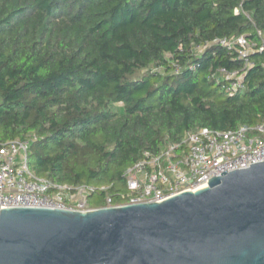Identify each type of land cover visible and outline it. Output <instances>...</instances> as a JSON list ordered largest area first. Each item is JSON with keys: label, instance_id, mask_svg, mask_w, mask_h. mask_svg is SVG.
Listing matches in <instances>:
<instances>
[{"label": "trees", "instance_id": "trees-1", "mask_svg": "<svg viewBox=\"0 0 264 264\" xmlns=\"http://www.w3.org/2000/svg\"><path fill=\"white\" fill-rule=\"evenodd\" d=\"M257 31L264 0H0V144L30 138L35 176L103 186L92 207L118 203L145 150L264 118V51L250 54L244 92L209 79L241 61L208 43L259 44Z\"/></svg>", "mask_w": 264, "mask_h": 264}, {"label": "water", "instance_id": "water-1", "mask_svg": "<svg viewBox=\"0 0 264 264\" xmlns=\"http://www.w3.org/2000/svg\"><path fill=\"white\" fill-rule=\"evenodd\" d=\"M0 264H264V160L160 201L0 207Z\"/></svg>", "mask_w": 264, "mask_h": 264}, {"label": "built area", "instance_id": "built-area-1", "mask_svg": "<svg viewBox=\"0 0 264 264\" xmlns=\"http://www.w3.org/2000/svg\"><path fill=\"white\" fill-rule=\"evenodd\" d=\"M239 12L238 8L234 9ZM261 37L260 31H257ZM231 50L241 65L234 69L218 67L209 79L229 96L245 91L244 77L253 65L250 54L264 51V39L259 44L244 35L214 37L209 43ZM208 44L196 45L201 52ZM181 49V46H180ZM195 69V64L190 66ZM178 71V68L175 69ZM30 138L14 139L0 144V207L39 206L87 210L91 194L104 189L90 184L72 187L35 176L29 167ZM264 160V118L254 125L242 124L233 129L215 130L202 127L187 132L178 142H168L159 151L145 150L140 159L125 169L126 193L118 203L105 197L103 206L123 203L160 201L180 191L196 190L207 185L210 178L226 171L247 168ZM101 207V206H100Z\"/></svg>", "mask_w": 264, "mask_h": 264}]
</instances>
